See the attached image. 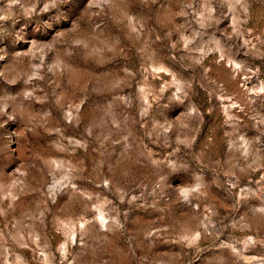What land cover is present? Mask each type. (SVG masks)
<instances>
[{
    "label": "rangeland",
    "instance_id": "1",
    "mask_svg": "<svg viewBox=\"0 0 264 264\" xmlns=\"http://www.w3.org/2000/svg\"><path fill=\"white\" fill-rule=\"evenodd\" d=\"M0 264H264V0H0Z\"/></svg>",
    "mask_w": 264,
    "mask_h": 264
}]
</instances>
